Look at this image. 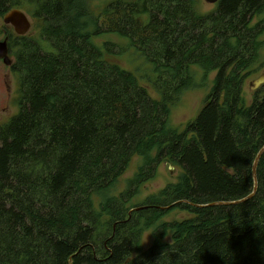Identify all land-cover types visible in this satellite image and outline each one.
<instances>
[{
  "label": "trees",
  "instance_id": "1",
  "mask_svg": "<svg viewBox=\"0 0 264 264\" xmlns=\"http://www.w3.org/2000/svg\"><path fill=\"white\" fill-rule=\"evenodd\" d=\"M90 1L0 0V16L31 8L48 44L12 45L20 102L0 124V264H264V86L249 106L243 92L264 0H221L206 14L198 0H115L97 16ZM103 35L141 53L160 100L109 60L118 50L97 46ZM192 66L217 74L180 132L171 107L194 86ZM165 162L180 180L134 205ZM173 209L189 217L160 223Z\"/></svg>",
  "mask_w": 264,
  "mask_h": 264
},
{
  "label": "rangeland",
  "instance_id": "2",
  "mask_svg": "<svg viewBox=\"0 0 264 264\" xmlns=\"http://www.w3.org/2000/svg\"><path fill=\"white\" fill-rule=\"evenodd\" d=\"M112 1L115 0H91L90 5L93 14L97 16L103 10V8ZM217 5L218 4H209L205 0H198L197 7L200 13L206 14L214 11L217 8ZM20 10H22L28 16L31 23V28L28 32V35L39 41L43 47L48 48V44L44 42L41 37V32L44 28L43 22L40 19L34 18L31 8L24 7ZM262 20H264V14L257 15L253 23L255 24ZM3 25H5L3 16H0V26ZM94 42L100 47L104 46L105 43H114L118 52L112 56H108L109 60L119 65L123 69L133 73L138 78L141 85L149 91L150 95L154 99H161L159 93L154 87L153 81H151V79H155L152 66L146 61L141 53L130 46V43L127 39L117 35H103L94 38ZM259 43H262L258 53L260 59L254 65L251 76L247 78L243 84L244 101L247 106L251 105L254 99V93L256 91L252 89L254 81L264 75V33L260 36ZM8 71L10 72V67L0 63V79L1 75L3 73H8ZM192 71L194 73V86L184 90L179 100L171 107L170 125L180 132L185 129L186 125L190 121L196 118L198 113L203 108L208 96L213 89L217 74L216 71L205 74L204 71L198 66H192ZM10 81L11 83L7 84L8 87L11 88L12 93H8L3 87V83H0V124H5L19 112V74H10ZM141 163V156H136L133 158L126 173L118 180L114 192L119 194L126 189L128 180L135 176ZM182 173L183 169L180 166L167 162L162 163L158 168L155 178L141 187L139 194L133 200L134 205H142L149 196L159 193L170 184L177 183L180 180ZM188 217L189 213L187 211L173 209L161 219L160 223L165 221H181ZM153 242V229L150 228L145 230L141 240L142 249H148L153 244Z\"/></svg>",
  "mask_w": 264,
  "mask_h": 264
},
{
  "label": "water",
  "instance_id": "3",
  "mask_svg": "<svg viewBox=\"0 0 264 264\" xmlns=\"http://www.w3.org/2000/svg\"><path fill=\"white\" fill-rule=\"evenodd\" d=\"M205 1L209 4H218L221 0H205ZM4 21L6 24L12 25L15 28L17 34L22 36L27 35L31 28V23L29 21L28 16L20 9H13L10 12H8L5 15ZM1 58H4V62L6 65L11 64V60L8 57V46L6 42L0 43V59ZM262 86H264V75L254 81L252 89L257 90ZM263 153H264V148L259 153L256 162L254 164V177L256 180H257L256 170H257L258 161ZM144 208H147V206L139 207L136 210L139 211Z\"/></svg>",
  "mask_w": 264,
  "mask_h": 264
},
{
  "label": "flooded vegetation",
  "instance_id": "4",
  "mask_svg": "<svg viewBox=\"0 0 264 264\" xmlns=\"http://www.w3.org/2000/svg\"><path fill=\"white\" fill-rule=\"evenodd\" d=\"M5 19V15L3 16V20ZM5 23V21H4ZM22 37H30L28 34L25 36L19 35L17 34L15 28L10 25V24H6L3 26H0V43L2 42H6L7 46H8V57L11 60V64L10 65H6L4 62V58L0 59V63L5 64L6 66L10 67V72L8 71V73H3L1 75V79H0V83H3V87L7 90L8 93H12V90L10 87H8L7 83H11L10 81V74L11 75H15L17 72L15 70V56L14 53L12 52V45L14 44V42L16 40H19V38Z\"/></svg>",
  "mask_w": 264,
  "mask_h": 264
}]
</instances>
